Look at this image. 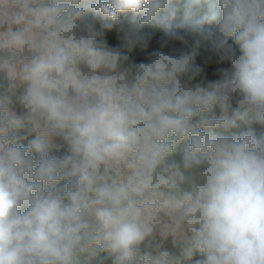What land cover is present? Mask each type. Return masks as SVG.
<instances>
[{"label": "clouds", "instance_id": "9594fccd", "mask_svg": "<svg viewBox=\"0 0 264 264\" xmlns=\"http://www.w3.org/2000/svg\"><path fill=\"white\" fill-rule=\"evenodd\" d=\"M146 26L125 66L105 34ZM201 49L223 79L192 83ZM249 117L264 0H0V264H264V138L225 134Z\"/></svg>", "mask_w": 264, "mask_h": 264}, {"label": "rangeland", "instance_id": "374dc122", "mask_svg": "<svg viewBox=\"0 0 264 264\" xmlns=\"http://www.w3.org/2000/svg\"><path fill=\"white\" fill-rule=\"evenodd\" d=\"M98 26L99 25H97V27ZM146 27L151 29V34H152V39L149 44V47L146 50H140L139 48H137L130 53L126 52V50L123 47L122 34H118L115 31L105 34V39L107 40L109 47L120 49L121 51H124L125 54L129 56V60L126 62L125 66L131 65V64H138L142 62L147 63L150 59L149 54L152 51L157 50L160 47L159 40L162 36V32L158 28H154L151 26H146ZM163 50L173 55H179L182 50L187 51V49H185L184 46L181 45L179 42H174ZM196 63L200 68V73L197 76L196 80L192 82L193 84L196 82L206 84L207 82L211 80L223 79V75L219 71V69L230 68L229 65L218 62V58L213 53L205 49L200 50L199 55L196 57ZM216 115L217 116L219 115L218 111ZM26 131L28 133H26ZM32 131H33L32 125L31 126L27 125L24 135L28 134L27 135L28 137L24 136L23 139H18V142L20 144L27 146L31 140L35 139V136H33L34 134L31 133ZM249 131L252 132V134L255 135L258 139L264 138V123L256 120L254 117H249L245 121L238 120L237 126L235 128L230 129L229 132L225 134L239 135L241 133L249 132Z\"/></svg>", "mask_w": 264, "mask_h": 264}, {"label": "crops", "instance_id": "0c3cea01", "mask_svg": "<svg viewBox=\"0 0 264 264\" xmlns=\"http://www.w3.org/2000/svg\"><path fill=\"white\" fill-rule=\"evenodd\" d=\"M16 111H17V114H20L21 110H20L19 106H17ZM27 125H30L31 126V124L25 122L23 124V126L20 129L17 130L16 135H17L18 139H23L24 136L28 137L27 136L28 134L24 135L25 134V129L27 128ZM32 130L33 131L31 133L34 134L33 136H35V138H36V133H35L33 127H32ZM26 133H28V132L26 131ZM52 155H54V154L52 153ZM194 258H198V254Z\"/></svg>", "mask_w": 264, "mask_h": 264}, {"label": "trees", "instance_id": "16d2710c", "mask_svg": "<svg viewBox=\"0 0 264 264\" xmlns=\"http://www.w3.org/2000/svg\"><path fill=\"white\" fill-rule=\"evenodd\" d=\"M182 15H183V12H182V6H181V10L177 13V18H176V23H179V22H181V20H182ZM205 27H211V28H215V24H212V25H205ZM144 31L145 32H149V33H151V29L150 28H148V27H145L144 28ZM213 58V57H212ZM212 58H210V59H212Z\"/></svg>", "mask_w": 264, "mask_h": 264}, {"label": "built area", "instance_id": "2783aa9c", "mask_svg": "<svg viewBox=\"0 0 264 264\" xmlns=\"http://www.w3.org/2000/svg\"><path fill=\"white\" fill-rule=\"evenodd\" d=\"M65 151H66L65 149H61L59 152H53V154L57 156L63 155Z\"/></svg>", "mask_w": 264, "mask_h": 264}]
</instances>
